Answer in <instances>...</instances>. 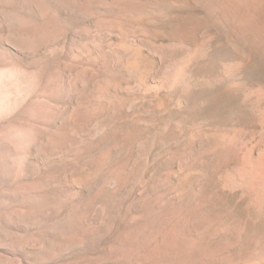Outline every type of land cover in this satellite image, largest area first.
Segmentation results:
<instances>
[{"label": "rangeland", "instance_id": "rangeland-1", "mask_svg": "<svg viewBox=\"0 0 264 264\" xmlns=\"http://www.w3.org/2000/svg\"><path fill=\"white\" fill-rule=\"evenodd\" d=\"M0 264H264V0H0Z\"/></svg>", "mask_w": 264, "mask_h": 264}]
</instances>
